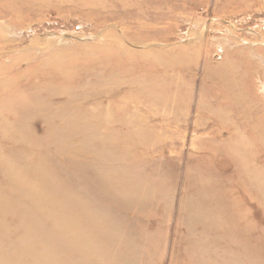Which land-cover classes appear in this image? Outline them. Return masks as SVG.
<instances>
[{"label":"rangeland","instance_id":"obj_1","mask_svg":"<svg viewBox=\"0 0 264 264\" xmlns=\"http://www.w3.org/2000/svg\"><path fill=\"white\" fill-rule=\"evenodd\" d=\"M0 123V264H264V0H0Z\"/></svg>","mask_w":264,"mask_h":264},{"label":"bare ground","instance_id":"obj_2","mask_svg":"<svg viewBox=\"0 0 264 264\" xmlns=\"http://www.w3.org/2000/svg\"><path fill=\"white\" fill-rule=\"evenodd\" d=\"M1 121H2V119H1ZM0 124H1V123H0ZM5 124H6V123H5ZM5 124H4V128H2V129H4L5 131H6V130H9V129H8L9 126L12 127V125H8V123H7L8 126L6 127ZM67 125H68V124H67ZM2 126H3V125H2ZM14 127H16V123H15ZM18 132H19V131H18ZM11 133H12V131H11ZM30 136H31V135H30ZM22 137H23V135H22ZM253 174H254V173H253ZM248 229H249V228H248ZM248 231H249V230H248Z\"/></svg>","mask_w":264,"mask_h":264}]
</instances>
